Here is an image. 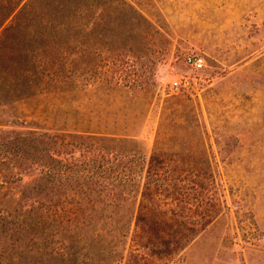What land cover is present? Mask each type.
<instances>
[{
    "label": "rangeland",
    "instance_id": "374dc122",
    "mask_svg": "<svg viewBox=\"0 0 264 264\" xmlns=\"http://www.w3.org/2000/svg\"><path fill=\"white\" fill-rule=\"evenodd\" d=\"M138 3L147 21L106 1L69 31L79 43L43 50L45 70L65 76L62 99L53 79L36 77L40 96L0 98V264H36L19 255L6 223L39 157L21 151L20 133L52 156L81 159V148L38 134L54 119L121 110L139 111L145 169L162 185L137 194L122 258L111 264H264V0Z\"/></svg>",
    "mask_w": 264,
    "mask_h": 264
},
{
    "label": "trees",
    "instance_id": "16d2710c",
    "mask_svg": "<svg viewBox=\"0 0 264 264\" xmlns=\"http://www.w3.org/2000/svg\"><path fill=\"white\" fill-rule=\"evenodd\" d=\"M106 1L124 4V8L110 12L135 22L147 21L139 0H0L1 100L10 103L40 96L43 88L33 90V86L38 88L35 77L39 82L53 79V92L62 99L65 76L46 71L39 56L48 46L64 49L73 44L74 35L69 31ZM79 42L75 39L74 44ZM78 112L75 116H80ZM138 114L121 110L112 119L106 113L86 115L70 124L61 117L54 119V125L43 127L49 133L38 134L54 139V145L58 140L65 147L81 148V159L72 152L68 157L60 156L54 149L52 156L48 150L31 145L37 138L27 140L26 132L20 133L25 145L21 151L30 147L39 156L35 175L21 191L17 213L6 221L7 229L20 241L19 255L24 261L111 264L122 258L121 238L133 221L137 194L162 185L158 176L151 178L145 169L135 130Z\"/></svg>",
    "mask_w": 264,
    "mask_h": 264
},
{
    "label": "built area",
    "instance_id": "2783aa9c",
    "mask_svg": "<svg viewBox=\"0 0 264 264\" xmlns=\"http://www.w3.org/2000/svg\"><path fill=\"white\" fill-rule=\"evenodd\" d=\"M185 62L194 68H200L202 66V58L198 55H187ZM173 84L175 85L176 81H173Z\"/></svg>",
    "mask_w": 264,
    "mask_h": 264
}]
</instances>
